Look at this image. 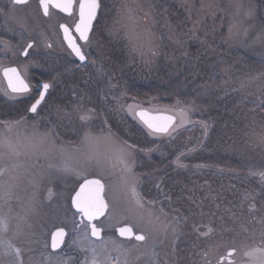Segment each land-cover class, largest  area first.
Masks as SVG:
<instances>
[{
	"label": "rangeland",
	"instance_id": "374dc122",
	"mask_svg": "<svg viewBox=\"0 0 264 264\" xmlns=\"http://www.w3.org/2000/svg\"><path fill=\"white\" fill-rule=\"evenodd\" d=\"M70 19L52 11L45 17L38 0L23 6L0 0V31L9 36L0 37V95L5 100L14 103L30 95L8 91L1 74L5 67L17 65L32 82L37 75L50 74L67 63L78 65L58 28ZM96 24L83 44L88 61L79 66L82 72L75 80L84 81L88 89L72 85L69 99L65 98L60 88L65 83L57 74L56 81L50 82L52 100L46 99L35 114L0 120V138L12 141L19 153L0 145V168L7 170L0 176V217L8 226L4 231L0 225V264H91L93 248L98 264L117 260L124 264L126 259L128 264L251 263L245 253L264 249V181L251 174L264 172V0H101ZM30 42L33 47L22 57ZM120 43L125 67L138 80H149L160 60L182 63L190 77L193 70L201 73V95L207 103L168 105L128 96L104 57ZM213 100L226 112L227 154L242 160L248 173L185 162L204 146L211 132L207 110ZM181 107L191 109L184 122ZM89 109L94 112L85 123L79 115ZM139 109L170 114L176 122L165 134L144 128L158 144L135 146L126 161L132 169L128 173L119 158L132 144L115 133L108 117L143 128L135 115ZM46 132L51 133L54 146L46 143L33 151L26 138ZM86 132L99 139L83 144ZM171 152H176L174 173L151 166L154 158L164 162ZM66 160L75 171L58 172ZM132 176L143 208H137L129 194L126 180L130 183ZM90 177L104 181L109 204L100 222L101 241L92 239L89 232L85 235V228L73 232L77 215L70 211L71 197ZM239 179L251 183L241 188ZM247 215L254 218L249 224L244 222ZM126 224L146 239L118 237L116 228ZM57 227L68 228L71 235L63 250L53 252L50 236ZM209 228L211 233L201 235ZM7 245L20 249L19 258ZM230 250L235 252L228 256Z\"/></svg>",
	"mask_w": 264,
	"mask_h": 264
},
{
	"label": "trees",
	"instance_id": "16d2710c",
	"mask_svg": "<svg viewBox=\"0 0 264 264\" xmlns=\"http://www.w3.org/2000/svg\"><path fill=\"white\" fill-rule=\"evenodd\" d=\"M153 1L156 2L157 0ZM172 9H175V7H172ZM0 37L9 38L8 35L1 31ZM105 42H108L109 44L108 40H105ZM120 44L121 45L116 46L113 52H111L109 55L106 54L104 57L109 60L108 62H106V65L111 69L115 77H117L116 80L128 96L142 101L155 99L168 105L177 103V101L185 104L201 102L202 104L207 103L205 102L207 99H204L201 95L200 83L203 82L200 75L201 73L198 74V72L193 70L194 74H192V77H190L186 75V66L182 63H171L160 60L153 70L149 80H138V78L132 76L131 70L125 67V49L123 47L124 45L122 43ZM106 47L108 49L109 46L106 45ZM191 49H194V47H191ZM77 66L74 67L73 62L69 64L67 63L59 68L53 69L50 74L37 75V79L34 80V83L38 84L39 82H46L50 84V82L52 83L56 81L55 78L58 74L60 78L62 77L63 82L65 83L63 87L60 88L66 92L64 93L65 95H67V97L65 98L69 99L68 90L72 87V85H80L85 90L88 89L87 86L83 84L84 81H82L81 84L76 83L78 81H75L77 79L76 75L81 74L82 72L81 68H79L80 65ZM70 74H73V77H69L68 75ZM204 76L206 75L204 74ZM52 97L53 94L50 93L47 98L48 101L52 100ZM35 98L36 97L34 94L33 96L26 97L13 103L5 100L0 95V120L8 119L14 121L20 117L26 116L29 113V107L31 106ZM209 107L210 108L207 110V119L209 118V121L212 124L211 132L208 135L204 146L193 155L186 157L185 162L190 165L222 167L231 169L235 172L248 173L249 168L242 160L237 158L236 155L231 157L229 156V154H227L228 139H224V125L226 117L224 115V113H226L224 111V107H222V104L220 102L215 100H213V103H211ZM220 114H222L221 118H219ZM108 121L111 125V128L115 129V133L118 136L138 148H152L158 144L157 140L151 139L148 136L144 127L142 128L136 123L131 122L130 126L129 124H127V121L118 119L113 115L108 117ZM175 154L176 152H171V155L164 162H161L157 158H154L152 160L151 166L155 168L160 166L159 168H162L160 171L168 170V174L171 175L172 173H174L173 170L175 169L172 165ZM248 181L249 180H240L239 186L243 188L245 183L246 185H248V183H251ZM235 182H238V178ZM252 185L254 186V183H252ZM177 188L178 187L175 185V189ZM250 188H252V186H250ZM250 188L249 192L251 195H253ZM175 189L173 188L172 190ZM190 194V190H187L188 200L190 199ZM237 198H239V193L237 194ZM246 213L248 212H243L244 215H246ZM252 217V215H247L244 221L245 224L251 223L254 220V218ZM236 243L238 245L240 241L236 240Z\"/></svg>",
	"mask_w": 264,
	"mask_h": 264
},
{
	"label": "snow or ice",
	"instance_id": "6c2138e0",
	"mask_svg": "<svg viewBox=\"0 0 264 264\" xmlns=\"http://www.w3.org/2000/svg\"><path fill=\"white\" fill-rule=\"evenodd\" d=\"M13 3L15 5H22L28 3V0H13ZM76 3L77 0H39V5L45 16L50 15V9L53 7L71 15L73 6ZM99 9H100V0H79L78 2L79 21L78 23L75 24V32L78 34V37L73 36L71 34V30L69 26L64 24L60 25V27L63 29L64 39L68 42V46L71 48L72 52L75 53V55L79 58L80 61H85L86 56L82 51L80 45L76 41L77 39L84 41L85 43L89 41V35L92 31L93 22L96 20ZM251 14L252 11L251 9H249L248 15ZM48 46L51 47V45ZM32 47H33L32 43H29L27 45V48L29 49ZM23 54L27 56L28 55L27 50H25ZM3 75L4 77L7 78L8 91H10L11 93H25L30 91L29 85L21 77L19 71L16 68L12 67V68L4 69ZM50 87L51 85L47 83L42 85L43 91L40 93L39 99H37L36 102L31 105L30 111L32 113L37 112L38 106L44 100V93H46ZM8 91H6L5 94H8ZM177 103L179 104L180 102L177 101ZM190 110L191 109L184 107H181L178 110L179 116L181 118V122L187 120L188 112ZM129 111L130 112L134 111L132 106H129ZM93 112L94 110L91 109L84 111L79 115V119L87 123L92 118ZM135 115H137L141 120V122L154 133H168L169 128H171L176 121L175 116H152L145 110H140L138 113H135ZM202 126L205 128V130H207L206 124ZM26 139L33 151H39L42 148V146H44L46 143L51 144L53 146L55 144V141L51 139L50 132L37 134L33 137ZM98 139L99 138L94 137L91 132H86L84 134L82 143L90 145L92 141ZM0 145L7 147L13 154L16 155L19 154L17 148L13 145L12 141L10 140H7L5 138H0ZM134 147L135 146L133 145H126V150L121 151V155L119 158L120 162L124 164V171L128 173H131L132 169L131 167H129L126 161L127 158L132 155V149ZM6 171H7L6 169L0 168V176H3ZM57 171L62 173H69L75 170L66 160L64 165L61 168L57 169ZM251 174L255 176H259L261 180L264 181V172H252ZM136 182H137L136 177L132 176L130 183L126 180V185L128 187L130 196L134 200L136 207L143 208L144 201L140 193L137 191ZM0 187H3V185H0ZM85 189L90 190V195L86 199L82 198V193L85 191ZM103 192H104V184L101 182V180L99 179L88 180L81 187L80 192H78L76 194V197L72 200V204L75 206L77 214L86 217L89 222L87 225H85V235H87L88 232H90V235L92 237H96L98 239L100 238L101 235V228L97 227L96 224L91 222L97 219L98 217L103 216L109 209V204L104 199ZM49 195H51V192H49ZM251 207L252 209H255V205H252ZM156 219L158 220L159 218L156 217ZM149 223H151V220H149ZM0 225L3 226L4 231H7L8 226L3 217H0ZM118 231L121 236L127 237L129 239L134 238L136 241H144L146 239V236L144 234L134 233L133 228L130 226L121 227L118 229ZM211 232L212 229L209 228L208 232L202 233L201 235L207 236ZM64 235H66V233L64 232L63 228L57 229V231L53 234L52 245H51L53 249H56L60 246V243H62V239L59 238H62ZM6 247L11 248V245H7ZM11 250L12 252L15 253L16 257L19 258L20 249L11 248ZM234 251L235 250H233V252ZM91 252H92L91 264H98L96 258L97 257L96 249L93 248ZM233 252H229L228 255L229 256L233 255ZM245 255L252 258L251 264H264V249H253L251 251L246 252ZM136 259H139V256H137ZM18 264H22V261H18ZM115 264H118V260L117 262H115ZM124 264H128L127 259L125 260Z\"/></svg>",
	"mask_w": 264,
	"mask_h": 264
},
{
	"label": "flooded vegetation",
	"instance_id": "af4514ba",
	"mask_svg": "<svg viewBox=\"0 0 264 264\" xmlns=\"http://www.w3.org/2000/svg\"><path fill=\"white\" fill-rule=\"evenodd\" d=\"M12 1V0H11ZM32 0H30L28 3H30ZM78 1L79 0H77V3L75 4V7L73 8V11H72V14L71 15H67V14H65V13H63V12H61V11H59V10H56V9H54V8H51L50 9V12L52 11V12H54V14H56L57 16H64V17H67L68 19H70V17H73V19L71 20H69V23H66V22H62V23H60L59 24V26H58V28H59V31H60V34H61V39H62V41H63V43H64V45H65V47L68 49V51H69V53L72 55V57H73V61H75L76 63H78V65H82L77 59H76V57L73 55V53L70 51V49L67 47V45H66V43H65V41H64V39H63V32H62V28L60 27V25L61 24H64V25H67V26H69V28H70V30H71V32H72V34H73V36H77L78 37V34L75 32V24L78 22V19H79V17H78V9H77V7H78ZM13 2V1H12ZM28 3H26V4H28ZM38 4H39V0H38ZM23 5H25V4H22V5H20V6H23ZM40 6V5H39ZM100 8H101V0H100ZM40 9H41V7H40ZM41 12H42V14H43V11H42V9H41ZM75 12H76V14H75ZM99 12H100V10H99ZM44 15V14H43ZM45 16V15H44ZM98 16H99V13H98V15H97V17H96V20L94 21V23H93V28H92V31H91V33H90V35H89V39H90V37H91V35H92V33H93V31H94V29H95V25H96V21H97V19H98ZM45 17H48V16H45ZM76 18V19H75ZM77 42H78V44L81 46V49H82V51L84 52V49H83V44H86L85 42H82L81 40H79V39H77ZM31 50V49H30ZM29 50V51H30ZM28 51V52H29ZM84 54H85V52H84ZM86 56V55H85ZM86 58H87V61H88V57L86 56ZM15 66H17V65H15ZM20 69V68H19ZM24 79H25V77H24ZM26 80V79H25ZM26 82L28 83V85H29V87H30V91H28V92H26V93H23V94H17V95H27V94H30L29 96H33L34 94H35V97H39V94H40V91H39V89H38V87L40 86V84L42 83V82H39L38 84H35L34 83V81H32V82H29L28 80H26ZM74 194V193H73ZM72 194V195H73ZM70 211H71V213H73V214H76L77 215V217H75V218H77V226H76V228L74 229V233H78V232H80V230L82 229V228H85V225H87L88 224V222L87 221H85V219H83V217L82 218H80V215L79 214H77V213H75V210H73V206H72V201L70 202ZM108 212V211H107ZM75 216V215H74ZM107 216V215H106ZM106 216H104L101 220H99V221H97L96 222V224H97V227H99V228H101V238H100V241L103 239V233H104V230H103V227L102 226H100V222L102 221V220H104L105 219V217ZM74 218V219H75ZM126 225H128V224H126ZM121 226H123V225H121ZM129 226H131V225H129ZM132 227V226H131ZM59 228H63L64 230H65V232H66V236H65V240H64V244H63V246H62V248L61 249H59L58 251H54V252H59V251H61V250H63L64 249V247L66 246V244H67V238H69V236L71 235V232H70V230L68 229V228H65V227H57L55 230H57V229H59ZM118 228V227H117ZM117 228H116V234H117ZM133 228V227H132ZM54 230V231H55ZM133 230H134V232L135 233H137L136 231H135V229L133 228ZM54 231H52V233H51V236H52V234H53V232ZM50 236V237H51ZM89 236L92 238V239H94L91 235H90V232H89ZM117 236H118V234H117ZM119 237V236H118ZM121 238V237H120ZM122 239V238H121ZM95 240V239H94ZM125 240V239H124ZM131 240H134V239H131ZM97 241H99V240H97ZM50 249H51V242H50V247H49Z\"/></svg>",
	"mask_w": 264,
	"mask_h": 264
},
{
	"label": "water",
	"instance_id": "95a60500",
	"mask_svg": "<svg viewBox=\"0 0 264 264\" xmlns=\"http://www.w3.org/2000/svg\"><path fill=\"white\" fill-rule=\"evenodd\" d=\"M13 1V0H12ZM30 0H28V2H29ZM74 6H75V4H74ZM74 6H73V8H74ZM54 8V7H53ZM54 9H56V8H54ZM56 10H59V9H56ZM60 11V10H59ZM72 11H73V9H72ZM62 12V11H61ZM98 12H99V10H98ZM63 13H65V12H63ZM65 14H67V13H65ZM68 15V14H67ZM97 15H98V13H97ZM78 17H79V14H78ZM78 21H79V19H78ZM78 23V22H77ZM94 23V22H93ZM92 28H93V26H92ZM62 32H63V29H62ZM71 34H72V32H71ZM73 35V34H72ZM63 39H64V33H63ZM64 41H65V43H66V45H67V47L70 49V51L72 52V50H71V48L68 46V42L64 39ZM77 42V41H76ZM82 42H84V41H82ZM78 43V42H77ZM33 44V43H32ZM81 47V46H80ZM25 50H27V52L29 51V48H27L26 47V49ZM24 50V51H25ZM24 53V52H23ZM22 53V57H26L24 54ZM73 53V52H72ZM73 55L76 57V59L81 63V64H85L86 63V61H87V58H86V60L85 61H80L79 60V58L75 55V53H73ZM8 68H12V67H8ZM14 68H16L18 71H19V73H20V75H21V77L24 79V77L22 76V74H21V72H20V70L17 68V67H15L14 66ZM6 69V68H5ZM3 71H4V69L2 70V72H1V74H2V77H3V79H4V81H5V83H6V85H7V87H8V84H7V78L6 77H4V75H3ZM25 80V79H24ZM25 82H26V80H25ZM27 83V82H26ZM28 84V83H27ZM43 84H45V83H41L40 84V86L38 87V89H39V91H40V93L43 91V88H42V85ZM29 89H30V87H29ZM50 89V88H49ZM49 89L47 90V92L46 93H44V100L40 103V105L38 106V108L43 104V102L45 101V99H46V97H47V94H48V91H49ZM26 93V92H25ZM14 94H23V93H14ZM39 96H40V94H39ZM37 99H39V97L37 98ZM36 99V100H37ZM36 102V101H35ZM34 102V103H35ZM33 103V104H34ZM31 108V107H30ZM38 108H37V110H38ZM140 110H145V111H147L150 115H152V116H172V115H170V114H167V113H154V112H151V111H149L148 109H139V110H137V112L136 113H138ZM29 112H30V114H35V113H32L30 110H29ZM137 116V115H136ZM137 118H138V120L141 122V120L139 119V117L137 116ZM176 122V121H175ZM142 123V122H141ZM143 124V123H142ZM175 124V123H174ZM173 124V125H174ZM144 125V124H143ZM172 125V126H173ZM145 126V125H144ZM146 127V126H145ZM147 128V127H146ZM148 129V128H147ZM149 130V129H148ZM169 130H170V128H169ZM149 131H151V130H149ZM152 132V131H151ZM163 134H165V133H163ZM93 179H99V180H101L100 178H97V177H91V178H88V179H86V180H84L81 184H80V186L78 187V189H77V191H76V193L74 194V196H73V199L76 197V194L78 193V192H80V189H81V187L85 184V182L86 181H88V180H93ZM101 182L104 184V182L101 180ZM104 192H105V184H104ZM104 192H103V196H104ZM90 195V190L89 189H85V191L82 193V198H87L88 196ZM72 199V200H73ZM104 199H105V197H104ZM72 206H73V209L76 211V208H75V206L72 204ZM106 214H107V212L103 215V216H100V217H98L97 219H95V220H93L91 223H94V224H96V222L97 221H99V220H101L104 216H106ZM83 216L82 215H80V218H82ZM83 219H85V221H87L88 222V220H87V218L86 217H83ZM89 223V222H88ZM96 226H97V224H96ZM126 226H129V225H123V226H120V227H118L117 228V234H118V236H120V237H122L123 239H129V238H127V237H124V236H121L120 234H119V231H118V229L119 228H121V227H126ZM131 227V226H130ZM57 230H55L54 232H53V234L56 232ZM64 232H65V230H64ZM133 232H134V230H133ZM66 233V232H65ZM135 233V232H134ZM53 234H52V236H51V245H52V237H53ZM65 236L66 235H64L62 238H59V239H62V243H60V246L58 247V248H56V249H53L52 248V246H51V249L53 250V251H57V250H59V249H61L62 248V246H63V244H64V240H65ZM94 239H97V240H100V238H101V235H100V238L98 239V238H96V237H93ZM132 239H134V238H132ZM229 252H233V250H230ZM228 252V253H229ZM235 252V251H234ZM234 252H233V254H234ZM229 256V255H228ZM246 264H251V263H246Z\"/></svg>",
	"mask_w": 264,
	"mask_h": 264
}]
</instances>
